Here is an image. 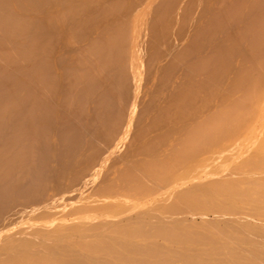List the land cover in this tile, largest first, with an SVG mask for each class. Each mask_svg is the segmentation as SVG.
Segmentation results:
<instances>
[{"label":"bare ground","instance_id":"bare-ground-1","mask_svg":"<svg viewBox=\"0 0 264 264\" xmlns=\"http://www.w3.org/2000/svg\"><path fill=\"white\" fill-rule=\"evenodd\" d=\"M193 1L0 0V264H264V0Z\"/></svg>","mask_w":264,"mask_h":264},{"label":"rangeland","instance_id":"rangeland-1","mask_svg":"<svg viewBox=\"0 0 264 264\" xmlns=\"http://www.w3.org/2000/svg\"><path fill=\"white\" fill-rule=\"evenodd\" d=\"M208 1H209V0H208ZM193 2H196V3H197V0H196V1H193ZM210 2H211V1H210ZM196 3H194V6L196 5ZM199 3H200V4H197L196 6L201 5L202 3L204 4V2H202V0H199ZM209 4H211V3H209ZM186 17H187V16H186ZM258 76H259V78H258ZM258 76H257V77L255 76V79H253V80H251V82H249V85H250V86L247 87L248 89H253V90L255 89V91H253V90H249L248 92H246V93H249V95L251 96V98L253 97L252 100H254V102H256L257 100L259 101L258 104H257L258 106H256V105L254 106V108H257V109H255V110H257V112L254 111V110H250L251 108L248 109V104L250 105V104H252V102L247 103V106H246V104H244V103L242 102V103L244 104V105H243V104L239 101V103H241L240 106L243 107V109H242L241 107H240V108H237L238 111L240 110V111H239L240 113H241L242 111H244L245 113L247 112V113L244 114V115H243L242 113H241V114L239 113V115H233V118L235 117V118L237 119V121H238V122H237L236 119H234V124H235V121L238 123V124L236 123V125L233 124V127H234V128H240V127H242V126H240V125H241L243 122H245V121H246V122H247V121H250V120H244V118L246 119L247 117H250L251 114H252L253 116H256V117H254V118L251 117V122H252V123H249V125H244V126H245V130H244V131H243L242 129L235 130L236 133H238V134H241V131H240V130H242V134H241V135H243V136L240 137V135L237 134V135L239 136V138H240V141H242V140H247V139L249 138V135L252 136V135L254 134V135H253V136H254V137H253L254 139H253L252 137H250L251 139H253V140H250V141L253 142L255 145H256V142H254V141H258V142H260L258 139H256V137H257V138H258V137L260 138V136H263V135H264V119H263V118H264V114H263V111H264V102H263V101H264V94H263V93H264V86H263V85H264V82H263V80H264V78H262L261 75H258ZM260 76H261V77H260ZM263 77H264V74H263ZM251 78H252V77H251ZM256 78H257L258 80H256ZM261 78H262V81H261ZM259 79H260V80H259ZM252 81H253V84H252ZM262 82H263V85L260 86V84H262ZM250 83H251V84H250ZM245 85H246V84H245ZM247 85H248V84H247ZM255 85H256V86H255ZM251 86H252L253 88H250ZM254 86H255V88H254ZM259 86H260V87H259ZM260 89H261V90H260ZM243 92H244V91H243ZM252 92H253V93H252ZM261 92H263V93H261ZM254 93H255V96H257V97H256L257 99H254V98H255V97H254ZM239 94H241V96L243 95L242 92H239L237 95H239ZM249 95H243V96H242V101H243V100L246 101L247 98L245 99V97H246V96L248 97ZM262 95H263V97H261ZM244 96H245V97H244ZM243 98H244V99H243ZM249 98H250V97H249ZM249 98H248V99H249ZM259 98H260V99H259ZM261 98H262V99H261ZM252 100H251V101H252ZM260 100H262V103H263V104L261 103V106L259 105V104H260ZM249 101H250V99H249ZM247 102H248V101H247ZM251 106H252V105H251ZM251 106H250V107H251ZM259 106L262 107V108L260 109ZM258 108H259V109H258ZM244 109H245V110H244ZM252 109H253V108H252ZM262 109H263V110H262ZM241 110H242V111H241ZM258 110H259L260 112H258ZM261 110H262V111H261ZM244 112H243V113H244ZM260 113H261L262 115H261ZM254 114H256V115H254ZM259 114L261 115L262 118H260ZM246 115H247V116H246ZM252 115H251V116H252ZM243 116H244V117H243ZM245 116H246V117H245ZM257 116H258V117H257ZM248 119H249V118H248ZM259 119H260V120H259ZM239 121H240V122L243 121V122L239 125ZM147 122H148V121H146V123H147ZM246 122L243 123V124H246ZM253 123H254V125H253ZM257 123H258V124H257ZM243 124H242V125H243ZM259 125H260V126H259ZM236 126H237V127H236ZM246 126H247V127H246ZM261 127H263V128H261ZM250 128H252V129L250 130ZM256 128H257V129H256ZM243 129H244V128H243ZM259 129H260V130H259ZM144 130H147V128H145ZM254 130H255V131H254ZM235 131H234V132H235ZM253 131H254V132H253ZM256 131H257V132H256ZM262 131H263V132H262ZM234 132H232V133H234ZM255 132H256L257 134H256ZM260 133H261V134H260ZM234 134H235V133H234ZM151 135H152V134H151ZM231 135H233V134H231ZM237 135H235V136H237ZM257 135H258V136H257ZM255 136H256V137H255ZM244 138H245V139H244ZM248 140H249V139H248ZM243 147H246V146H241V147H240L241 150H239V151H240L239 154L242 153V150L244 149ZM262 148L264 149V146H263ZM259 151H260V150H259ZM261 151H262V150H261ZM244 152H245V151H244ZM262 152H264V151H262ZM242 155H244V153H242V154H241L240 156H238V157L241 158ZM240 158H239V159H240ZM194 167H195V166H194ZM194 167L191 168V169L196 170V168L194 169ZM191 169H189V170L191 171ZM189 170L187 169V172H188ZM183 171H184L185 173H187L185 170H183ZM191 173H192V172H191ZM184 175H186V174H184ZM95 189H96V188H93V189L91 188V189H89V190H91V192H92V191L95 190ZM88 194H89V195H88ZM85 195H86V194H85ZM90 195H91V194L88 192V193H87V196H89V198H91ZM99 198H100V197H99ZM91 199H98V198H97V197H93V198H91ZM100 199H103V198H100ZM62 200H63V199H60L59 201H62ZM65 202H66L67 204H66ZM68 202H69V201H62V202H61V205H68V204H69V205L74 206V205H76V204L79 203L78 200L75 201L76 204H75V202H71V201H70L69 203H68Z\"/></svg>","mask_w":264,"mask_h":264}]
</instances>
